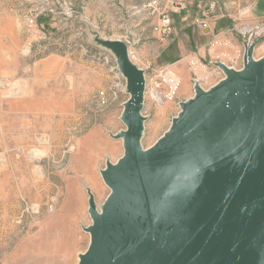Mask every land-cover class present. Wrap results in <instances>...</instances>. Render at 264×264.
<instances>
[{"label": "rangeland", "instance_id": "1", "mask_svg": "<svg viewBox=\"0 0 264 264\" xmlns=\"http://www.w3.org/2000/svg\"><path fill=\"white\" fill-rule=\"evenodd\" d=\"M137 1L140 8L144 0ZM226 1L219 15L235 18L242 9L240 20L252 19L254 0ZM206 6L202 0L198 11L172 13L175 30L168 37L155 33L154 18L136 9L131 15L135 21L123 20L116 29L115 22L96 17L89 23L87 39L81 35L82 21H75L72 28L78 37L73 41L66 37L70 27L64 20L41 28L37 24L39 35L29 36L27 17L21 16L19 50L11 69L0 70V264H78L89 244L85 228L93 221L88 200L92 197L100 211L109 194L101 171L123 154L122 140L115 135L125 129L120 102L129 97L115 54L98 39L129 34L122 40L147 78L141 110L145 117L141 145L147 148L168 129L179 102L193 96L195 83L207 89L224 76L215 62L233 65L217 53L227 46L208 48L213 36L194 22L206 13ZM261 9L264 0L258 1L257 10ZM122 10L130 16L126 7ZM214 18L208 15V27ZM236 39L234 46L243 48L242 39ZM258 45L254 54L259 58L263 52ZM163 69L187 75L172 98L160 82ZM215 69L219 74L212 73Z\"/></svg>", "mask_w": 264, "mask_h": 264}, {"label": "water", "instance_id": "2", "mask_svg": "<svg viewBox=\"0 0 264 264\" xmlns=\"http://www.w3.org/2000/svg\"><path fill=\"white\" fill-rule=\"evenodd\" d=\"M129 97L116 133L123 154L101 171L109 194L78 264H264V56L179 102L168 129L143 148L145 75L126 44L107 40Z\"/></svg>", "mask_w": 264, "mask_h": 264}, {"label": "crops", "instance_id": "3", "mask_svg": "<svg viewBox=\"0 0 264 264\" xmlns=\"http://www.w3.org/2000/svg\"><path fill=\"white\" fill-rule=\"evenodd\" d=\"M149 1L151 0H144L142 3H140V8ZM258 1L259 0H254L250 4V13L252 18H259L264 16V9L257 10ZM218 2L222 6H224L223 8H225L229 3V1L226 0H218ZM201 4L202 0L195 1L192 4H189L186 9L181 11V16H183L184 13H187L189 9H195L196 11H198V8L201 7ZM76 6L80 7V10ZM138 6L139 4L137 0H0V70H9L12 67L11 64H13L14 62L13 55L17 53L21 43V39L19 38V36H17V24L19 20H22L21 16L23 15H25V17H28L33 13H37L36 24L39 25V28H41L42 25L47 22L53 21L55 25L60 23V21H66L67 23H69L70 27L68 31L69 34L66 35V37L68 38V40L73 41L75 37H78V32L73 31L72 28L75 21H82L84 29H82L81 35L82 38L85 37L87 39L89 38L90 31L89 23L91 21H95L96 17L100 21H113L115 22V29L116 27L120 28L121 22L123 20H132L131 15L134 12H138L140 10ZM123 7H126L128 9L125 10V13L128 12L130 16H128V14L127 16L123 15ZM135 9L136 11H134ZM218 11H220V9L216 11L215 18L212 21V24L210 23L208 28L201 29V31L204 34L211 35L213 37L221 36L230 44L229 48H231V50L228 49V47H223L224 49L218 51L217 53H227L233 56L241 55L243 50L242 46H234L237 42L236 36L233 33L226 31L231 23L232 18H224L221 16V14H218L221 13ZM101 17L102 19H100ZM126 17H129V19H126ZM116 22L120 23L116 25ZM48 36L50 35H47L46 33L44 34V38L48 39ZM122 37H124V39H127L129 38V34L126 36L114 35L113 38H105L101 36V39H98V41L104 47L111 49L115 54L113 48L103 44V42L116 39L124 41L122 40ZM144 38L146 39L147 35H145L143 39ZM50 39L51 37L48 40L50 41ZM132 42L134 41L132 40ZM240 43L242 45V42ZM47 44L44 45L45 49H48V47L46 46ZM137 51L140 53V49H137ZM132 63L137 66L136 62L132 61ZM186 76L187 75L185 73L181 74L180 82L183 83L182 80L184 78L185 81ZM146 93L147 91L145 90L144 101L146 98ZM123 103L124 101L120 102L121 107L123 106Z\"/></svg>", "mask_w": 264, "mask_h": 264}, {"label": "built area", "instance_id": "4", "mask_svg": "<svg viewBox=\"0 0 264 264\" xmlns=\"http://www.w3.org/2000/svg\"><path fill=\"white\" fill-rule=\"evenodd\" d=\"M195 1H201V0H151L145 5H143L140 8V10L143 11L144 13H147L152 18H154L152 29L155 31V33H157L160 37H168L175 30L171 18L172 13H176L180 10L186 9L189 4H192ZM221 7L222 5L218 2V0H207V6L205 9L206 13L204 12L196 16L194 18V22L198 24L202 29L208 28V22H207L208 15L210 16L215 15L216 11L221 9ZM241 10L242 9L238 11V17L232 18L231 23L229 27L226 29V31L231 32L242 39V44H243L242 53L241 55H234V56L227 53H219L222 54V56L229 58L230 61H233V65L227 64L226 62H223L221 60L215 62L216 64L221 62L225 64L227 67L233 69L242 68L244 53L245 50L249 47H252L253 58L258 59V57H255L254 54V49L257 43H259L258 47L261 48V51L263 52L262 56H264V16L242 21L240 20L242 15ZM36 18H37V13H33L32 15L27 17L26 26L29 36L39 35V31L37 29L38 27L36 24ZM213 38L214 39L211 40L210 45H207L208 48L215 47L218 45H225L227 47H230V44L221 36L218 37L214 36ZM25 47L27 48V52H28L30 50L29 45H26ZM213 55L216 56L215 54ZM131 57H133V53H131ZM236 62H238V65H234V63ZM219 70L220 72H222L221 69ZM143 71L145 75V70L143 69ZM212 73L219 74V71L215 69ZM159 77H160V82H162L161 84H165L167 87V97L172 98L178 86L180 85V77L177 76L170 69L161 70ZM175 78H177V80H175ZM220 79L221 78H219L218 80ZM146 84H147V78L145 76V90H146ZM99 96L101 99V103H104L105 100H104L103 92H99Z\"/></svg>", "mask_w": 264, "mask_h": 264}, {"label": "bare ground", "instance_id": "5", "mask_svg": "<svg viewBox=\"0 0 264 264\" xmlns=\"http://www.w3.org/2000/svg\"><path fill=\"white\" fill-rule=\"evenodd\" d=\"M175 80H177V78H175ZM153 92L155 93L154 95L157 96L156 94H158V93H157L156 89L153 90ZM98 211H99V210H98Z\"/></svg>", "mask_w": 264, "mask_h": 264}]
</instances>
